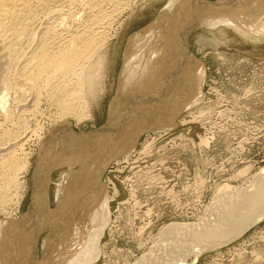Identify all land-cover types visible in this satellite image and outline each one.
I'll use <instances>...</instances> for the list:
<instances>
[{"label": "bare ground", "instance_id": "obj_1", "mask_svg": "<svg viewBox=\"0 0 264 264\" xmlns=\"http://www.w3.org/2000/svg\"><path fill=\"white\" fill-rule=\"evenodd\" d=\"M132 2L0 0V264H95L109 216L108 188L100 183L106 168L129 165L139 137H161L185 110L188 118L206 119L215 110L211 104L219 103L202 102L206 69L187 47L190 34L223 26L255 44L264 42V0H168L154 25L128 38L106 123L95 131L74 132L69 120L93 121L92 111L101 105L106 50ZM213 56L219 60L224 54ZM11 94L18 101L27 96L30 110L18 101L15 108L9 105ZM42 101L53 111L46 126L30 118ZM156 138L143 143L135 160L150 153ZM34 154L31 202L18 216L29 186L23 175ZM62 168L66 177L51 210V174ZM238 192L202 228L164 226L137 264H185L188 258L195 264L204 248L243 235L264 218V177ZM46 228L49 241L40 260L37 244Z\"/></svg>", "mask_w": 264, "mask_h": 264}, {"label": "rangeland", "instance_id": "obj_2", "mask_svg": "<svg viewBox=\"0 0 264 264\" xmlns=\"http://www.w3.org/2000/svg\"><path fill=\"white\" fill-rule=\"evenodd\" d=\"M131 1H134L130 9L133 13L129 10L123 16V25L108 43L107 60L99 78L105 89L101 105L92 111L93 121L77 125L70 119L74 132L95 131L106 123L110 101L117 95V80L128 38L155 23L160 10L168 2ZM190 35L187 47L206 69L202 86L205 99L202 102L215 100L219 103L205 104L215 108L209 118H188L185 110L173 125L166 127V134H160L158 138L149 134L151 139H156L147 157L135 160V154L143 143L151 140L144 134L137 140L129 165L111 163L106 168L100 183L108 188L106 207L109 216L98 241L99 256L95 264H137L141 257L145 258V253H149L150 247L156 245L158 231L164 226L181 223L195 229L202 228L221 205L223 207L233 199L230 195L251 188L256 179L264 177V42L255 44L240 37L232 28L223 26L201 27ZM199 36L204 38L203 42H198ZM217 52L224 54L219 60L213 56ZM12 96L9 95V105L13 107L15 104V108L20 103L25 107L22 109L30 110L31 104L26 107L27 96L19 101ZM37 108L38 112L30 118L32 122L46 126L53 111L43 101ZM206 111L203 109L202 112ZM181 135L183 140H178ZM201 140H207L206 145L200 144ZM36 159L37 154L32 155L30 171L23 175L29 186L18 216L27 211L31 202V179ZM65 169H57L51 174L48 186L51 210L56 206L55 190L66 177ZM115 187L116 195L112 191ZM49 230L46 228L39 237L37 250L40 260H43L44 245H48ZM191 262L188 258L185 264ZM195 264H264V218L251 225L243 235L219 246L204 248Z\"/></svg>", "mask_w": 264, "mask_h": 264}]
</instances>
